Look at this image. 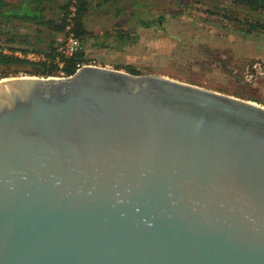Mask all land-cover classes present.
I'll list each match as a JSON object with an SVG mask.
<instances>
[{
  "label": "water",
  "instance_id": "1",
  "mask_svg": "<svg viewBox=\"0 0 264 264\" xmlns=\"http://www.w3.org/2000/svg\"><path fill=\"white\" fill-rule=\"evenodd\" d=\"M0 264H264V107L105 68L0 80Z\"/></svg>",
  "mask_w": 264,
  "mask_h": 264
},
{
  "label": "rangeland",
  "instance_id": "2",
  "mask_svg": "<svg viewBox=\"0 0 264 264\" xmlns=\"http://www.w3.org/2000/svg\"><path fill=\"white\" fill-rule=\"evenodd\" d=\"M65 1L48 4L47 18ZM88 6L82 39L86 59L106 69L127 73L128 66L139 76H163L264 107V32L245 34L240 30L248 27L237 23L258 20L264 25V15L229 0H88ZM132 27L136 29L127 40H116L118 32ZM28 30L17 28L19 33ZM31 74L32 68L24 73L0 67V80L37 77Z\"/></svg>",
  "mask_w": 264,
  "mask_h": 264
},
{
  "label": "trees",
  "instance_id": "3",
  "mask_svg": "<svg viewBox=\"0 0 264 264\" xmlns=\"http://www.w3.org/2000/svg\"><path fill=\"white\" fill-rule=\"evenodd\" d=\"M52 1L17 0L16 3H9L0 0V67L9 65L29 66L32 68L31 75L41 78L61 77L60 73H63V77H69L75 73L74 63L86 59L82 39L87 34L84 18L89 7L88 0H66L50 18H47L46 6ZM229 1L236 6L247 9L252 14L264 15V0ZM70 9H73L72 31L80 39L81 50L72 58L62 60L58 58L56 50L68 24ZM237 23L248 27L246 31L240 30L245 34H251L256 30L264 32V25L258 20ZM21 25L26 26V30L29 29L30 31L28 30L26 33L17 32V28ZM45 31L47 37L44 35ZM123 31L116 34V40H127L130 37L131 32ZM17 52L41 55L43 60L29 62L24 58L15 56ZM57 59L63 63L61 68H58ZM125 70L131 75H140L128 66L125 67Z\"/></svg>",
  "mask_w": 264,
  "mask_h": 264
},
{
  "label": "built area",
  "instance_id": "4",
  "mask_svg": "<svg viewBox=\"0 0 264 264\" xmlns=\"http://www.w3.org/2000/svg\"><path fill=\"white\" fill-rule=\"evenodd\" d=\"M73 16V9H70V14L67 19V25L64 29L63 36L59 40V45L57 47V54L58 58L62 60H68L72 58L75 54H77L81 50V42L78 37H76L72 31V22L71 18ZM15 56L19 58H24L25 60L29 62H38L40 60H43V57L41 55H36L34 53H27L22 54L20 52L15 53ZM58 63V68L62 67V62H59V60H56ZM107 68L106 66H101L98 62L95 60L90 59H82L74 63L75 72L80 71L83 68ZM61 77L57 78H65L63 77V73H60Z\"/></svg>",
  "mask_w": 264,
  "mask_h": 264
},
{
  "label": "crops",
  "instance_id": "5",
  "mask_svg": "<svg viewBox=\"0 0 264 264\" xmlns=\"http://www.w3.org/2000/svg\"><path fill=\"white\" fill-rule=\"evenodd\" d=\"M132 29H133V30H132ZM135 29H136V28L132 27L131 29H130V28H129V29H126V31H128V32H134Z\"/></svg>",
  "mask_w": 264,
  "mask_h": 264
},
{
  "label": "bare ground",
  "instance_id": "6",
  "mask_svg": "<svg viewBox=\"0 0 264 264\" xmlns=\"http://www.w3.org/2000/svg\"><path fill=\"white\" fill-rule=\"evenodd\" d=\"M23 78H28V77H23ZM2 80H4V79H2ZM2 80H1V81H2Z\"/></svg>",
  "mask_w": 264,
  "mask_h": 264
}]
</instances>
